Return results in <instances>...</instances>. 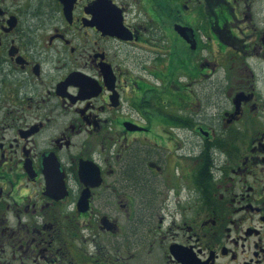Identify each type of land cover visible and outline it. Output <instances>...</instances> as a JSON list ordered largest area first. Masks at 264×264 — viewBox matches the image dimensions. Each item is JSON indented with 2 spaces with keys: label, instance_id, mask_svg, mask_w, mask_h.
<instances>
[{
  "label": "flooded vegetation",
  "instance_id": "obj_1",
  "mask_svg": "<svg viewBox=\"0 0 264 264\" xmlns=\"http://www.w3.org/2000/svg\"><path fill=\"white\" fill-rule=\"evenodd\" d=\"M0 264H264V0H0Z\"/></svg>",
  "mask_w": 264,
  "mask_h": 264
}]
</instances>
